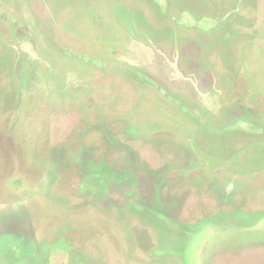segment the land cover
<instances>
[{"label": "rangeland", "instance_id": "obj_1", "mask_svg": "<svg viewBox=\"0 0 264 264\" xmlns=\"http://www.w3.org/2000/svg\"><path fill=\"white\" fill-rule=\"evenodd\" d=\"M0 264H264V0H0Z\"/></svg>", "mask_w": 264, "mask_h": 264}]
</instances>
